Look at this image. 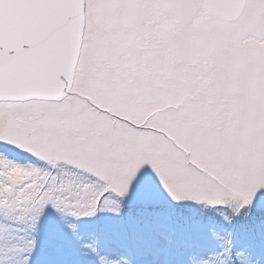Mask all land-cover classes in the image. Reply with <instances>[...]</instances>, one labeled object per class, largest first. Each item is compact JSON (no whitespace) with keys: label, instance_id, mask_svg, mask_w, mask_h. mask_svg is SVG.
<instances>
[{"label":"snow or ice","instance_id":"6c2138e0","mask_svg":"<svg viewBox=\"0 0 264 264\" xmlns=\"http://www.w3.org/2000/svg\"><path fill=\"white\" fill-rule=\"evenodd\" d=\"M0 264H264V0H0Z\"/></svg>","mask_w":264,"mask_h":264}]
</instances>
